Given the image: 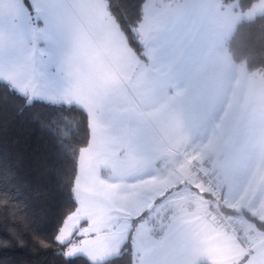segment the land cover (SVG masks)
Wrapping results in <instances>:
<instances>
[{"label":"crops","instance_id":"obj_1","mask_svg":"<svg viewBox=\"0 0 264 264\" xmlns=\"http://www.w3.org/2000/svg\"><path fill=\"white\" fill-rule=\"evenodd\" d=\"M235 5L147 0L135 29L141 58L104 0H0V80L87 115L77 207L58 234L75 219L66 251L77 244L95 257L116 255L127 226L146 212L132 264H264V231L246 216L264 222V75L227 48L241 19L264 13V0L244 12ZM198 161L220 178L250 248L207 216ZM137 186L153 195L152 212L138 211ZM89 253L73 255L92 261Z\"/></svg>","mask_w":264,"mask_h":264},{"label":"trees","instance_id":"obj_2","mask_svg":"<svg viewBox=\"0 0 264 264\" xmlns=\"http://www.w3.org/2000/svg\"><path fill=\"white\" fill-rule=\"evenodd\" d=\"M104 1L130 47L143 58L135 29L147 0ZM221 1L235 2L244 12L260 0ZM227 48L235 62L264 75V13L241 19ZM88 142L83 109L29 99L0 80V264H132L134 229L146 212L132 220L119 252L101 262L66 255L70 241L57 239L77 207L73 187L79 153ZM246 216L264 231V222Z\"/></svg>","mask_w":264,"mask_h":264},{"label":"built area","instance_id":"obj_3","mask_svg":"<svg viewBox=\"0 0 264 264\" xmlns=\"http://www.w3.org/2000/svg\"><path fill=\"white\" fill-rule=\"evenodd\" d=\"M196 172L204 177V191L210 196L211 203L207 216L226 235L238 238L245 248H250L253 239L251 234L243 227L238 217L228 208L222 197V182L213 172L205 170L198 161L193 164Z\"/></svg>","mask_w":264,"mask_h":264},{"label":"rangeland","instance_id":"obj_4","mask_svg":"<svg viewBox=\"0 0 264 264\" xmlns=\"http://www.w3.org/2000/svg\"><path fill=\"white\" fill-rule=\"evenodd\" d=\"M142 187L141 186H137V189H136V191H137V193H138V197L137 198H139L138 200H137V202H139V209H138V211L140 212V211H142L143 209H147V211L148 212H152L153 210H154V206H155V204H154V198H153V195H151V196H148V194H147V192H143V194L141 193L142 192ZM78 198H79V196H77ZM155 220H156V217L154 218ZM152 220L151 219V221H149V223H147V225L146 226H148V225H154L155 224V220ZM239 219H243L242 217H240ZM244 220V219H243ZM75 222V219L73 218V219H71L68 223H67V225H66V227L64 228V230H63V232H62V234H61V236H59V235H57V239H58V241L59 242H61V243H63L64 242V240H65V235H66V237H68V235L69 236H72L73 237V233L72 232H70L69 233V229L73 226V223ZM126 223H128L129 224V222H126ZM248 227H251V228H253L251 225H250V223H245ZM157 225V224H156ZM123 227H124V225L123 224H121V226H119V230H123ZM129 229H130V227H131V225H128L127 226ZM69 233V234H68ZM59 234V233H58ZM78 253H89L88 252V250H87V247H86V245H77V244H73V245H71L70 246V248H69V251H66L65 250V254L66 255H73V254H78ZM116 252H114V251H108L107 253H102V255H99L98 257H95V255L94 254H91V253H89V257H91L93 260V262H99V261H103V259H107V258H109V257H112L114 254H115Z\"/></svg>","mask_w":264,"mask_h":264}]
</instances>
